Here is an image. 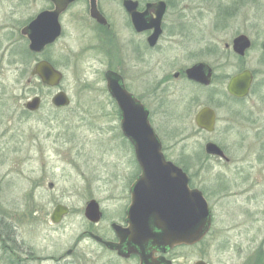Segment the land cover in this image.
I'll return each instance as SVG.
<instances>
[{
    "label": "rangeland",
    "instance_id": "1",
    "mask_svg": "<svg viewBox=\"0 0 264 264\" xmlns=\"http://www.w3.org/2000/svg\"><path fill=\"white\" fill-rule=\"evenodd\" d=\"M163 1L170 6L168 27L192 26L187 33L190 39L176 51L182 66L204 60L216 67L217 48L225 49L238 31L255 39V51L249 60L260 53L264 0ZM26 2L0 0L1 18L23 23L45 6L42 0H31L28 5ZM103 5L118 19V25L123 23L122 0H105ZM10 8L19 9L15 17L8 14ZM84 9L82 4L76 11L82 13ZM245 19L252 22V30L241 22ZM68 28L70 36L51 47L43 58L63 72L65 78L59 88L42 86L30 78L36 64L34 55L19 41L18 32L14 33L17 43L10 45L0 32V264H13L9 253L11 236L17 239V245L23 243L42 257L60 256L85 229L86 203L95 199L104 211L111 212L122 194L117 189L124 185L129 166L121 160L120 151L112 153L108 149L111 138L116 136V123L105 92L102 70L106 65L96 62V58H92V64L88 57L83 60L79 56L83 52L81 43H87L81 35L77 36L76 27ZM184 50L186 58L182 55ZM231 57L230 54V60L224 59V75L235 73ZM167 69L168 65L160 74ZM263 80L258 82L250 100L242 104L256 117L242 121L229 136H222L220 124L213 136L218 141L225 140L222 143L228 148L231 163L215 159L207 164L203 150L199 151V141L188 140L182 145L191 148L197 142L195 161L203 166L193 169V185L206 191L214 215L210 234L197 245L176 248L171 255L174 264H195L200 260L207 264H264ZM179 84L175 86L176 103L171 109L178 116L174 121L176 128L189 132L195 109L209 101L218 88L215 85L207 92ZM59 89L73 98L69 108L57 109L52 104ZM36 96L41 98V108L29 113L25 105ZM185 155L186 149L181 148L178 157ZM49 182L55 184L53 191L49 190ZM51 196L57 199L50 201ZM59 201L70 207L71 214L64 224L56 225L50 218ZM105 224L103 221L100 227ZM89 242L81 244L85 255L92 250Z\"/></svg>",
    "mask_w": 264,
    "mask_h": 264
},
{
    "label": "flooded vegetation",
    "instance_id": "2",
    "mask_svg": "<svg viewBox=\"0 0 264 264\" xmlns=\"http://www.w3.org/2000/svg\"><path fill=\"white\" fill-rule=\"evenodd\" d=\"M30 1L31 0H27L26 4L28 5ZM42 1L45 3V6L38 10L35 15H31L23 23L17 24L16 21L9 18L2 19L0 15V32L5 34L9 45L10 43H17L16 39L14 40V33L18 32L20 36L19 41H23L24 45L27 46L30 54L34 55L37 64L40 61L46 60L43 59L44 55L51 47L70 36H68V25L77 28V36L81 35L83 41L87 43H81L83 44V52H81L79 56H81L83 60L88 57L89 59H86L90 64H92V58H96V62L104 63L106 65L104 70H102L106 86L105 92L108 101L112 106V113H115L114 124L116 123L114 126L116 136L114 139L113 137L111 138V143L108 146V149L112 153L120 151L118 155L122 158L121 160L126 161V165L129 167L127 175L125 176L126 179L124 185L120 190L117 189L118 192L122 193L115 200L118 201V205L113 208L111 212L104 211L100 206L102 214L99 222H93L86 218V207L90 201L95 199H90L86 203L83 210L85 229L70 249L58 257L54 255L50 257H42L35 252L33 248H30L27 245L25 246L23 243L21 246L19 244L17 245V239L15 240L11 236L9 238V253L11 261L13 264H37L49 262L54 264H84V261L92 264H101L105 261L108 263L114 261L116 264H125L128 262L141 264V257L139 254H129L130 250L128 241L122 240L117 233V227L126 229L129 226L128 211L133 202L132 190L138 179L143 175L144 170L139 163L135 145L123 131V113L118 100L112 93V81L117 79L119 86L126 93L124 96L126 97L127 105L131 110V115H127L130 122L132 121V123H135L136 117H138V106H142L148 112L150 126L160 142L161 154L167 167L158 170L157 172H160L163 175L173 173L175 170L170 167L168 168L167 163H171L174 167L180 168L187 176L188 187L190 189L200 190L209 204V198L206 191L193 185V177L196 175L194 174L193 169H195V167L203 166H198L199 164L195 161V147L197 142L195 143V146L192 143L191 148L187 146L182 147V145L188 140L199 141V151L202 153L203 150L202 154H204L207 164L215 159L225 163H231L232 159L227 155L226 149L228 148L222 143L225 140L221 139L218 141L213 138V136L218 133L220 124H222V136H229L234 134V131L238 130L237 128H240L242 121H246L250 117H256L252 114V110L248 112L242 104L247 103V101L250 100L258 82L264 79V39L258 43L260 53L254 60H249V58L251 57V52L255 51V39L251 38L250 35L238 31L237 35L234 36L232 43L225 45V49L217 48L216 67L204 60H199L194 64L189 63V65L182 66L183 64H181L179 60V58L181 59V56H179L176 51L186 45V40L190 39V35L187 33L190 32L192 26H183V29L177 25H171L168 27L166 21L168 20L167 16L170 6L166 1L164 2L167 5V10L162 21V32L153 42L152 36L154 34V29L139 31L134 26L131 16L124 8V2L126 0H122L123 10L120 19H122L123 23L119 25L118 19H116L107 8L105 9L103 5L105 0H74L67 5L66 9L63 10L59 16L61 34L58 39L53 44L47 45L41 52H34L30 49L32 41L28 34L23 33V30L27 28L41 13L55 10V4L51 0ZM132 1L138 3V12L144 13L146 11V6L149 3H157L163 0ZM82 4L85 5V9L82 13H79L76 9ZM18 10V8H10L8 14H10L11 17H15ZM98 14L102 17L101 19L96 17ZM149 17H155V12L151 11ZM241 22L246 26V29H253L250 19H245ZM240 36H246L250 41V47L244 52V54H240L234 47L235 39ZM150 39H152V43ZM174 53L176 54L172 56ZM230 54L234 65H236V70L232 75H224V59L226 58V60H230ZM182 55L186 58V50L182 52ZM178 64L180 66H177ZM199 64H204L210 68V83L203 84L189 78L188 70ZM166 65H168V69L161 75L160 71L161 69L165 70ZM34 67L30 72V78L37 80L40 82V85L44 86L39 77L32 76ZM246 71H248L252 77L250 92L246 97H236L228 91V85L233 77ZM207 75L208 70L204 69V73H202L201 76L207 77ZM64 78L63 74L62 82L64 81ZM178 82L186 89L193 88L209 92V89H213L215 85L218 88L217 92L209 97V101L197 106L195 109V114L191 118L192 122H190L192 127L189 132L178 130L176 128V122L174 123L178 116L171 108L176 103L173 99H175V86ZM59 91L63 90L59 89L57 92ZM68 97L70 99L69 105L61 108L54 107L57 109L69 108L72 105L73 98L69 95ZM204 109H208L213 114V129L211 131L207 128L200 127L197 123V117ZM27 111L29 113L31 112L29 110ZM209 144L216 145L221 150L222 155L210 153L208 151ZM179 146L186 149V155L181 157L183 159L178 157L180 156L181 150ZM147 148L148 150H151V147L148 146ZM149 155L151 156L152 153H149ZM198 171H201V169H198ZM152 173L155 174L156 171H153ZM114 177L119 176L117 175ZM48 186L51 191L55 189V184L53 182H49ZM55 199H57V196H51L49 198L50 201H54ZM59 206L68 209V213L62 217L59 223L56 224L52 221V215L55 209ZM211 213L213 218L214 213L212 209ZM70 214V207L59 201L56 203L50 219L52 223L61 225L64 224ZM103 221H105L106 224L104 227H100ZM87 240L90 241L88 248L92 247V250L86 252L85 255L81 252L80 248L81 244ZM17 249H19V252L16 251ZM175 250L176 248L168 250L166 253H152V251H148L153 257L149 260L150 264H154V261L160 257H164L166 260L171 261V264H174L171 255ZM18 254H20V256Z\"/></svg>",
    "mask_w": 264,
    "mask_h": 264
},
{
    "label": "water",
    "instance_id": "3",
    "mask_svg": "<svg viewBox=\"0 0 264 264\" xmlns=\"http://www.w3.org/2000/svg\"><path fill=\"white\" fill-rule=\"evenodd\" d=\"M51 1L55 4V10L41 13L23 30L24 34L29 35L32 41L30 49L34 52H41L47 45L53 44L58 39L61 34L59 16L74 0ZM124 8L139 31L154 29L153 42L159 37L167 10L164 1L149 3L144 13L138 12V3L132 0H126ZM151 11L155 12V17H149ZM96 17L102 18L99 14ZM150 41L152 43V39ZM234 47L240 54H244L250 47V41L246 36H240L235 39ZM204 69L208 70L207 77L201 76ZM32 76L39 77L42 84L50 88L58 87L63 80V73L46 60L35 65ZM188 76L190 79L208 84L211 70L206 65L199 64L188 70ZM251 84L252 77L246 71L231 79L228 91L236 97L243 98L249 94ZM112 93L118 100L123 113V131L135 145L139 163L144 170L132 190L133 202L128 211L129 226L126 229L117 227V233L122 240L128 241L129 254H139L141 264H150L149 260L153 257L148 251L166 253L176 247L194 246L200 243L211 229L212 213L203 193L188 187L187 176L180 168L167 163L168 168L175 170L173 173L163 175L157 172L167 167L161 154L160 142L150 126L148 112L142 106H138V117L135 123L130 122L127 115H131V110L124 96L126 93L119 86L117 79L112 81ZM41 104V98L34 97L26 103L25 108L35 112L40 109ZM52 104L58 108L65 107L70 104V99L64 91H59L52 98ZM197 123L200 127L211 131L213 129L212 112L208 109L202 110L197 117ZM148 146L151 150H148ZM208 151L222 155L221 150L214 144H209ZM149 153L152 155L150 156ZM153 171L156 173L153 174ZM67 213L68 209L65 207H57L52 215V221L59 223ZM101 214L99 203L95 200L90 201L86 207V218L99 222ZM171 263L164 257L154 261V264ZM195 264L207 263L200 260Z\"/></svg>",
    "mask_w": 264,
    "mask_h": 264
}]
</instances>
